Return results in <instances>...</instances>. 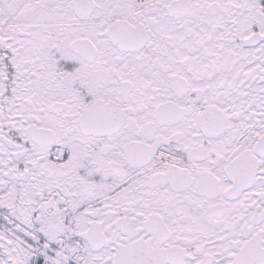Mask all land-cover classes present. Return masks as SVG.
I'll return each mask as SVG.
<instances>
[{"label":"snow or ice","instance_id":"1","mask_svg":"<svg viewBox=\"0 0 264 264\" xmlns=\"http://www.w3.org/2000/svg\"><path fill=\"white\" fill-rule=\"evenodd\" d=\"M0 264H264V0H0Z\"/></svg>","mask_w":264,"mask_h":264}]
</instances>
